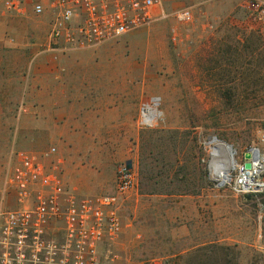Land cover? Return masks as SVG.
<instances>
[{
  "label": "rangeland",
  "instance_id": "374dc122",
  "mask_svg": "<svg viewBox=\"0 0 264 264\" xmlns=\"http://www.w3.org/2000/svg\"><path fill=\"white\" fill-rule=\"evenodd\" d=\"M208 1L162 0L165 20L82 50L100 54L103 87L117 70L126 69L120 62L116 67L110 55L129 56L133 93L128 104L134 115L129 126L88 127L106 140L82 136L74 143L82 158L70 159L66 151L73 143L54 140L51 127L40 123L42 112L31 106L36 88L47 82L45 67L71 52L48 48L50 27L44 17L5 13L6 0H0V189L14 153L57 147L55 158L63 162L65 176L70 160L75 181H66L77 194L119 197L123 231L98 245V264H165L174 255L211 244L230 246L234 264H264V194L246 198L219 186L211 173L213 160L222 159L216 144L232 145L236 160L262 145L264 21L254 19L245 0L243 6L224 1L229 10L221 8V0ZM184 8L193 12L187 23L173 16ZM145 103L150 113L156 114L157 106L161 114L152 126L141 124ZM214 136L218 141L210 142ZM123 164L133 168L137 186L118 195ZM182 196L200 197L199 214L180 219L176 203ZM182 220L187 230L179 236ZM202 264H211L210 259Z\"/></svg>",
  "mask_w": 264,
  "mask_h": 264
},
{
  "label": "built area",
  "instance_id": "2783aa9c",
  "mask_svg": "<svg viewBox=\"0 0 264 264\" xmlns=\"http://www.w3.org/2000/svg\"><path fill=\"white\" fill-rule=\"evenodd\" d=\"M245 4L255 20L264 21V0ZM4 8L15 16H49L48 48L63 53L100 47L168 17L162 0H6ZM173 16L187 23L193 12L184 8ZM148 105H142V125ZM261 141L241 159L234 156L231 178L223 185L249 199L264 194V135ZM57 153L51 147L11 157L0 189V264H98V245L122 233L119 197L77 194ZM136 186L133 168L121 165L118 195Z\"/></svg>",
  "mask_w": 264,
  "mask_h": 264
},
{
  "label": "crops",
  "instance_id": "0c3cea01",
  "mask_svg": "<svg viewBox=\"0 0 264 264\" xmlns=\"http://www.w3.org/2000/svg\"><path fill=\"white\" fill-rule=\"evenodd\" d=\"M214 1L209 0L207 3H217ZM221 1L220 6L224 10H229L224 6V1H229L228 3L231 4L239 2L242 6L244 2L243 0ZM44 18L48 23L49 16L46 15ZM9 24L12 25L11 22ZM109 47L111 49V46ZM99 55L95 51L80 50L65 56H57L54 65L45 67L43 74L47 80L46 84L36 88V98L31 108H37L42 112L39 119L43 122L40 123L51 127V136L54 140L73 143L74 148L71 147L70 151H66L70 159L82 158V154L74 144L82 142V136L85 140H106L103 137L104 133L92 134L88 127H102L103 131L106 127L132 125L134 109L129 107L128 103L132 100L129 96L132 95L133 88L128 85L127 74L131 59L129 56L126 57V54L120 56L111 54L110 58L115 66L118 67L120 62L126 69L120 72L121 75L117 70L112 76L113 81H110V85L103 87L100 80L103 77L102 61ZM65 163V180L68 179L74 184L75 180L69 169L70 160ZM182 197L185 198H180L176 203V214L178 210L180 219L186 218L188 213L191 216L195 213L199 214L200 208L202 209L200 197ZM181 222L176 229V234L179 236L187 230V226L183 225L184 221Z\"/></svg>",
  "mask_w": 264,
  "mask_h": 264
},
{
  "label": "bare ground",
  "instance_id": "6f19581e",
  "mask_svg": "<svg viewBox=\"0 0 264 264\" xmlns=\"http://www.w3.org/2000/svg\"><path fill=\"white\" fill-rule=\"evenodd\" d=\"M153 110H155L156 114L153 115V113H150L147 109L144 111V118H143V124L152 126L155 124L159 117L160 112L157 108V106H153ZM157 114H160L159 116ZM218 140L211 139L210 142H214ZM218 150L216 151V155H221L222 159L220 160H213L211 164L212 169V176L215 180H217L220 184H225L226 182H229L230 180V171L232 170L233 166L235 165V159L234 154L235 150L233 151L225 144L218 143L216 144ZM222 150V151H220Z\"/></svg>",
  "mask_w": 264,
  "mask_h": 264
},
{
  "label": "trees",
  "instance_id": "16d2710c",
  "mask_svg": "<svg viewBox=\"0 0 264 264\" xmlns=\"http://www.w3.org/2000/svg\"><path fill=\"white\" fill-rule=\"evenodd\" d=\"M232 249L230 246H222L218 244H211L201 247L192 253L177 254L170 259L164 261L165 264L169 262L178 264L184 262L185 264H202L205 258L210 259L211 264H234L232 263ZM221 254L224 257H221Z\"/></svg>",
  "mask_w": 264,
  "mask_h": 264
},
{
  "label": "water",
  "instance_id": "95a60500",
  "mask_svg": "<svg viewBox=\"0 0 264 264\" xmlns=\"http://www.w3.org/2000/svg\"><path fill=\"white\" fill-rule=\"evenodd\" d=\"M211 139H213V140H218V138L217 137H210V140ZM225 145H227L231 150L233 149V146L232 145H228V144H225ZM247 158H249V156H247ZM246 168L247 169H250L251 168V164L250 163H246ZM219 186H223V184H220L219 183Z\"/></svg>",
  "mask_w": 264,
  "mask_h": 264
}]
</instances>
